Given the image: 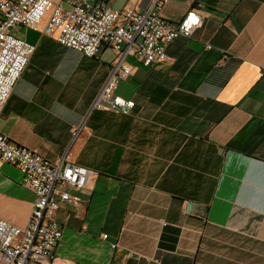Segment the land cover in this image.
<instances>
[{
	"label": "crops",
	"instance_id": "obj_1",
	"mask_svg": "<svg viewBox=\"0 0 264 264\" xmlns=\"http://www.w3.org/2000/svg\"><path fill=\"white\" fill-rule=\"evenodd\" d=\"M192 8L202 25L164 62L128 58L134 71L117 88L136 102L128 115L92 109L110 47L86 57L43 32L47 16L39 31L12 29L36 49L0 132L98 172L91 187L63 191L81 202L60 204L50 264H264V0H171L162 15L179 21ZM34 199L0 159V217L25 228Z\"/></svg>",
	"mask_w": 264,
	"mask_h": 264
},
{
	"label": "built area",
	"instance_id": "obj_2",
	"mask_svg": "<svg viewBox=\"0 0 264 264\" xmlns=\"http://www.w3.org/2000/svg\"><path fill=\"white\" fill-rule=\"evenodd\" d=\"M170 1L145 0L147 8L140 10L136 7L140 0H129L130 5L123 9L88 0H0V116L36 49L34 44L14 35L12 29L39 31L46 16L43 32L84 56L95 57L104 46L115 52L108 78L92 109L131 114L135 100L117 92L119 84L134 71L128 58L133 57L146 67L164 62L172 41L192 36L202 25L195 8L179 21L165 18L162 11ZM191 16L196 17V23L189 20ZM78 132L79 128H75L73 135ZM0 159L15 164L23 185L35 194L25 228L0 217V264H50L63 235L57 219L60 204L77 206L81 202L78 195L63 191L67 186L77 190L91 187L98 172L67 161L64 156L50 161L38 150L20 145L1 132ZM103 238L107 239L108 234H103ZM111 246L116 248L118 243Z\"/></svg>",
	"mask_w": 264,
	"mask_h": 264
},
{
	"label": "snow or ice",
	"instance_id": "obj_3",
	"mask_svg": "<svg viewBox=\"0 0 264 264\" xmlns=\"http://www.w3.org/2000/svg\"><path fill=\"white\" fill-rule=\"evenodd\" d=\"M189 20H190L192 23H196V22H197L196 17H194V16L189 17Z\"/></svg>",
	"mask_w": 264,
	"mask_h": 264
}]
</instances>
